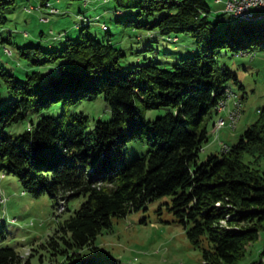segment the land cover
Instances as JSON below:
<instances>
[{"label": "trees", "instance_id": "16d2710c", "mask_svg": "<svg viewBox=\"0 0 264 264\" xmlns=\"http://www.w3.org/2000/svg\"><path fill=\"white\" fill-rule=\"evenodd\" d=\"M39 1L41 7L50 5V0ZM107 1L134 13L118 19L122 25L157 29L163 35L189 33L196 51L171 68L148 57L123 66L126 52L98 39L89 18H84L88 22L78 37H68L61 48L51 43L47 48L19 46L18 55L32 65L63 63L46 75L35 70L24 79L1 72L11 96L0 105V170L17 176L35 196L48 194L56 209L62 201L68 209L70 198L85 197L69 217L61 219L57 213L56 228L40 243L49 264H95L87 251L97 248V236L112 219L158 199L160 209L171 211L183 225L205 264H236L264 229V170L258 167L264 157V108L235 143L202 162L198 158L209 140L205 116L222 110L219 104L232 88L230 82L245 88L235 70L219 64V56L225 48L233 54L264 49V11L254 13V20L229 13L219 30L221 16L209 19L207 0ZM15 2L0 0V43L11 42L2 38V30ZM100 96L112 118L97 120L93 128L86 114L66 108ZM60 101L58 115L44 114L22 133L7 131L29 112ZM160 108L168 111L154 120L146 118L148 110ZM132 140L146 141L149 148L129 160L126 148ZM246 155L252 159L247 161ZM37 252L25 257L13 247H1L0 264H32ZM261 257L251 264H264V249Z\"/></svg>", "mask_w": 264, "mask_h": 264}, {"label": "rangeland", "instance_id": "374dc122", "mask_svg": "<svg viewBox=\"0 0 264 264\" xmlns=\"http://www.w3.org/2000/svg\"><path fill=\"white\" fill-rule=\"evenodd\" d=\"M39 0H16L7 9L8 22L2 30V38L9 41L0 43V89L2 102L10 98L7 85L1 76L6 70L24 79L27 73L40 70L46 75L49 70L63 63L59 59L53 63L35 66L17 53L19 46L42 45L47 48L51 43L53 48H61L68 37H78L80 28L89 24L91 32L100 40L110 41L123 49L126 55L121 59L123 66L146 61L159 60L161 66L171 68L178 59L191 55L197 49V42L189 33L163 35L157 29L126 27L118 19L127 17L131 11L117 10L112 1L105 0H50V5L40 6ZM210 7L209 19L215 21L221 16L219 30L228 23L229 13L224 12L225 1L207 0ZM226 7V6H225ZM28 9H32L31 12ZM57 9L58 12L53 10ZM254 11L253 9L251 10ZM231 17V15H230ZM107 25L108 30L103 27ZM178 37L177 41L169 37ZM51 46V45H50ZM150 47V48H148ZM219 64L227 65L239 76L244 89L230 82L233 91L227 93L226 108L212 110L205 116L209 140L199 152L198 161H204L211 153H221L224 146L235 143L244 130L259 116V110L264 108V49L253 52L233 54L223 49L219 56ZM231 98V99H230ZM235 99L240 103L239 115L232 127L217 128L215 122L230 113ZM63 101L53 104L40 112L31 111L26 118L7 128L11 134L26 131L32 121L36 122L44 114L58 115ZM70 113L83 112L89 117L90 128L96 121L110 120L112 111L103 96L95 100H84L79 103L66 105ZM241 109V110H240ZM168 108L148 110L146 118L154 120L165 114ZM146 141L132 140L127 143V158L148 151ZM252 159L246 155V160ZM258 167L264 170V157ZM2 196L5 201L2 202ZM85 200L84 196L72 197L68 201V209L64 201L54 208V201L48 194L35 196L26 189L19 178L0 170V248L13 247L25 257L28 252L38 249L39 252L31 257L32 264H49L47 252L39 247L54 231L58 216L66 218L72 215ZM158 199L138 211L128 212L125 216L114 217L109 228H105L96 238L94 250L87 252L92 255L95 264H205L201 251L189 241L183 225L177 221L171 211L160 209ZM57 211V212H56ZM264 249V229L256 241L251 242L245 256L236 264H251L262 260ZM43 254L44 260H40Z\"/></svg>", "mask_w": 264, "mask_h": 264}, {"label": "built area", "instance_id": "2783aa9c", "mask_svg": "<svg viewBox=\"0 0 264 264\" xmlns=\"http://www.w3.org/2000/svg\"><path fill=\"white\" fill-rule=\"evenodd\" d=\"M259 5H264V0H227L226 6L231 7L232 9H243L249 10L250 7H255ZM31 11L32 9H28ZM220 103H225V99H222ZM241 105L235 99L234 107H230V115H227L222 118V120H218L217 128H223L225 126L232 127V121L234 120L235 116L239 114V107ZM218 109V105H217ZM226 147V146H224ZM5 201V198L2 196V202Z\"/></svg>", "mask_w": 264, "mask_h": 264}, {"label": "bare ground", "instance_id": "6f19581e", "mask_svg": "<svg viewBox=\"0 0 264 264\" xmlns=\"http://www.w3.org/2000/svg\"><path fill=\"white\" fill-rule=\"evenodd\" d=\"M254 10L253 12L251 10ZM225 10L230 13L231 15H234V16H240L242 18H245V19H256V17L258 18V16L256 14H258V12H261V11H264V5H259V6H255V7H250L249 10H243V9H232L231 7L229 6H226L225 7ZM256 13V14H254ZM227 93H230L229 91ZM228 96V95H227ZM231 99V98H230ZM225 101H226V104L225 103H220L219 104V109H223L226 107L227 105V99L225 98ZM229 102V101H228ZM238 102V101H237ZM239 103V102H238ZM240 104V103H239ZM241 110V109H240ZM240 112V111H239ZM240 114V113H239ZM238 114V115H239ZM230 115V113H229ZM236 115L234 120L236 118H238ZM219 120H222V118H220ZM234 120L232 121V124L234 122ZM237 120V119H236ZM218 122V121H217ZM216 126H217V123H216ZM65 206V205H64Z\"/></svg>", "mask_w": 264, "mask_h": 264}, {"label": "crops", "instance_id": "0c3cea01", "mask_svg": "<svg viewBox=\"0 0 264 264\" xmlns=\"http://www.w3.org/2000/svg\"><path fill=\"white\" fill-rule=\"evenodd\" d=\"M98 1V0H97ZM223 1H225V6H226V1L227 0H216L217 3H222ZM225 6L223 8H225Z\"/></svg>", "mask_w": 264, "mask_h": 264}]
</instances>
